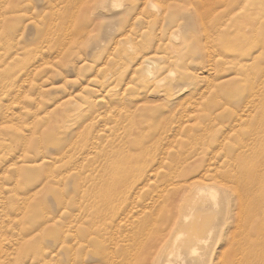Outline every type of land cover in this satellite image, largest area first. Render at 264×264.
<instances>
[{"label":"rangeland","instance_id":"374dc122","mask_svg":"<svg viewBox=\"0 0 264 264\" xmlns=\"http://www.w3.org/2000/svg\"><path fill=\"white\" fill-rule=\"evenodd\" d=\"M103 1L0 0V264H264V0Z\"/></svg>","mask_w":264,"mask_h":264},{"label":"bare ground","instance_id":"6f19581e","mask_svg":"<svg viewBox=\"0 0 264 264\" xmlns=\"http://www.w3.org/2000/svg\"><path fill=\"white\" fill-rule=\"evenodd\" d=\"M109 0H104L103 2H108ZM102 3V2H101ZM104 10V9H103ZM101 11V10H100ZM203 12V11H202ZM203 15V14H202ZM263 18V17H262ZM144 64H147V65H155V62L153 63L152 62V60H147ZM143 64V65H144ZM210 66V65H209ZM260 68V67H259ZM263 70V69H262ZM249 71V70H248ZM264 71V70H263ZM263 71H261V72H263ZM243 72V71H242ZM150 73V72H149ZM264 75V74H263ZM247 78V77H246ZM263 78V77H262ZM157 80H158V82H159V79L157 78ZM156 81V80H155ZM162 81V80H161ZM160 81V82H161ZM165 81V80H164ZM246 81V80H245ZM252 81H254V80H252ZM251 81V82H252ZM157 81H156V83L155 84H157L158 83ZM159 82V83H160ZM255 82V81H254ZM253 82V84H255ZM162 83V82H161ZM160 83V84H161ZM250 83V82H249ZM250 85V84H249ZM252 85V84H251ZM255 86V85H254ZM253 86V87H254ZM255 88H256V86H255ZM263 89V88H262ZM261 89V90H262ZM255 89L253 88V91L252 92H255L254 91ZM258 91V90H257ZM259 92V91H258ZM160 93V92H159ZM158 94V93H157ZM253 94V93H252ZM259 94H260V92H259ZM257 94H255V96H256ZM260 96V95H259ZM262 96V95H261ZM260 96V97H261ZM256 98V97H255ZM259 98V97H258ZM254 101H256V100H254ZM257 102V101H256ZM252 103H254V102H252ZM252 103H251V105H252ZM261 103H262V101H261ZM257 104V103H256ZM259 104V103H258ZM264 105V104H263ZM263 105H259V106H263ZM248 107V106H247ZM250 107V106H249ZM252 107V106H251ZM254 107V106H253ZM255 108H256V106H255ZM260 107H258V108H256V110L257 109H259ZM252 109V108H251ZM253 110H255V109H253ZM251 111V110H250ZM251 112H253V111H251ZM249 115V114H248ZM251 116H252V113H251ZM254 117V116H253ZM251 119H253V118H251ZM243 142V141H242ZM241 142V143H242ZM244 143V142H243ZM246 143V142H245ZM249 146V145H248ZM251 146V145H250ZM261 162V161H260ZM262 163V162H261ZM260 164V163H259ZM264 164V163H263ZM261 168V167H260ZM262 168H264V165H263V167ZM207 172V171H206ZM210 174V173H209ZM215 178V177H214ZM213 178V179H214ZM261 178V177H260ZM231 180V179H230ZM260 180H262V179H260ZM220 181V180H219ZM241 181V180H240ZM209 182H211V180L209 181ZM233 182H235V181H233ZM237 182V185L239 186V184L241 185V183H242V181H241V183H239L238 184V181H236ZM251 182V181H250ZM202 183V182H201ZM212 183H213V181H212ZM192 184H194V183H192ZM210 184V183H209ZM243 184H244V182H243ZM197 185V184H196ZM199 185V184H198ZM214 185H216V184H214ZM250 185H251V183H250ZM180 186V185H179ZM179 186H176V188H178ZM181 186H183V185H181ZM179 187L180 189L181 188H184V186L183 187ZM192 186V185H191ZM195 185H193V187H194ZM201 186V185H200ZM209 186V185H208ZM245 186V185H244ZM188 187H189V185H188ZM197 187V186H196ZM215 187H217V186H215ZM218 187H220V185L218 186ZM240 187V186H239ZM263 187H264V185H263ZM175 188V189H176ZM189 188H191V187H189ZM195 188V187H194ZM237 188V187H236ZM246 188V187H245ZM253 188H255V187H253ZM180 189L179 190H177V191H180ZM209 189V188H208ZM211 189V188H210ZM244 189V188H243ZM261 189V188H260ZM263 189V188H262ZM262 189H261V191H262ZM233 190V189H232ZM236 190H238V189H236ZM235 190V191H236ZM241 190V189H240ZM200 191L201 190H198V189H194L193 191H191L192 193H191V197H190V200H189V206H193V205H195L196 203H197V197H196V195L197 194H199L200 193ZM209 191V190H208ZM222 191V190H221ZM234 191V190H233ZM234 191V192H235ZM239 191V190H238ZM238 191H236L237 193H238ZM254 192H255V190H253ZM257 191V190H256ZM260 191V190H259ZM183 192V191H182ZM203 192V191H202ZM211 192V191H210ZM227 192V191H226ZM216 193V192H215ZM184 194V193H183ZM232 194H233V192H232ZM181 195V194H180ZM223 195H225L224 197H225V199H227V195H228V193H226V194H224L223 193ZM177 196H179V195H177ZM183 196H185V195H183ZM208 197H209V195H208ZM212 197V196H211ZM214 197V196H213ZM263 199V198H262ZM178 200H180V199H178ZM184 200V199H183ZM170 202V201H169ZM182 202V201H181ZM186 202V201H185ZM213 202H214V200H213ZM171 203V202H170ZM180 204V203H179ZM215 204V202L213 203V205ZM249 205H252V204H249ZM256 206L258 205H260V204H258V203H256L255 204ZM198 206V205H197ZM257 206V208H259ZM196 207V206H195ZM199 207H200V209H202V211H205L206 209H208V203H207V201H202L200 204H199ZM179 208H180V206H179ZM178 208V209H179ZM197 208V207H196ZM211 208V207H210ZM247 208H249V207H247ZM187 212H191V211H189V210H187ZM177 214H178V212H177ZM186 217V216H185ZM188 217V216H187ZM221 219H223V218H221ZM185 220H187V219H185ZM183 221V217L180 215V214H178V215H176V216H174L173 218H172V220H171V225H173V227H176L177 225H179L181 222ZM192 221V220H191ZM222 221H224V220H222ZM218 222L217 221H214V220H212L210 217H208V218H201L200 220H198L197 222H194L192 225H190V229L192 230V232L194 233V234H200V232H201V234L202 235H205V234H207L208 236H211L214 232H215V228H216V226L218 225L217 224ZM232 227V226H231ZM263 227V226H262ZM170 228H172V227H170ZM174 229V228H173ZM189 229V228H188ZM188 229H187V232H188ZM171 230V229H170ZM190 230V231H191ZM172 231V230H171ZM163 232H165V231H163ZM173 232V231H172ZM170 233V232H169ZM222 233V232H221ZM180 234V233H179ZM186 234V233H185ZM189 234V233H188ZM187 234V235H188ZM159 235H161L160 234V231H159ZM158 234H157V236H159ZM169 235V234H168ZM182 235V234H181ZM195 235V236H196ZM214 235V234H213ZM177 236V235H176ZM198 236L199 235H197L195 238L198 240ZM215 236V235H214ZM225 236V235H224ZM180 237H182V236H180ZM220 238V237H219ZM161 239V238H160ZM171 240H172V237L171 236H167L166 237V240H164L165 241V243H164V241H162L161 240V243H162V251L164 250V249H166L167 248V246H168V244L171 242ZM177 240V239H176ZM202 241H203V239H201ZM215 240V239H214ZM175 241V240H174ZM205 241V240H204ZM220 241V240H219ZM218 241V242H219ZM198 242V241H197ZM206 242V241H205ZM176 243V242H175ZM202 243V242H201ZM200 243V244H201ZM205 244V243H204ZM218 244V243H217ZM233 244V243H232ZM159 245H161V244H159ZM159 245H157L158 246V248H161V247H159ZM220 246V245H219ZM229 246H232V245H229ZM216 247V246H215ZM155 248V247H154ZM194 248V247H193ZM192 248V250H190L189 251V248H188V246H186L185 247V252L183 253V254H185L186 255V258H187V251H189V252H191V253H193V255H194V252H195V248L193 249ZM151 249H153V248H151ZM231 249H232V247H231ZM155 250H156V248H155ZM158 250V251H157ZM156 250V252H159V249H157ZM230 250V249H229ZM234 250V249H233ZM237 250H239V249H237ZM242 250V249H241ZM149 251V250H148ZM151 251V250H150ZM161 251V252H162ZM197 251V250H196ZM217 251V250H216ZM227 251H228V248H227ZM152 252V251H151ZM225 252H226V250L224 251V253H223V255L221 256V257H218V256H213V254L214 253H211V255H209L208 253H203V255L202 256H200L199 258H197V260H201V259H208V258H210V260H209V264H235V262H237L236 260H234V258H232V257H229V255H227V253L225 254ZM239 251H237V253H238ZM242 252V251H241ZM241 252H239V253H241ZM164 253V252H163ZM220 253V252H219ZM243 253V252H242ZM150 254V253H149ZM155 254V253H154ZM235 254V253H234ZM148 255V254H147ZM219 255H221V253L219 254ZM238 255V254H237ZM236 254H235V257L237 256ZM245 255V254H244ZM181 256H182V253H179V254H175L174 253V250L173 251H171L169 254H159L155 259H153L154 260V262L152 261H150V263H152V264H163V261L165 262V264H172V258L174 257V259H180L181 258ZM166 257V258H165ZM241 257V256H240ZM239 258V257H238ZM163 259H165V260H163ZM191 259V258H190ZM241 259V258H240ZM239 259V260H240ZM184 260V259H183ZM253 260V259H252ZM235 261V262H234ZM260 262H261V260H260ZM237 264V263H236ZM242 264H244V263H242Z\"/></svg>","mask_w":264,"mask_h":264}]
</instances>
